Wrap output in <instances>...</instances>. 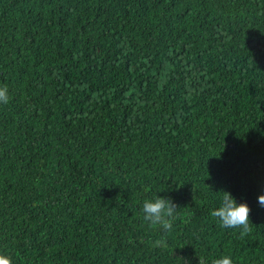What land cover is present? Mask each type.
I'll return each instance as SVG.
<instances>
[{
    "label": "trees",
    "instance_id": "16d2710c",
    "mask_svg": "<svg viewBox=\"0 0 264 264\" xmlns=\"http://www.w3.org/2000/svg\"><path fill=\"white\" fill-rule=\"evenodd\" d=\"M3 85L13 264H264V0H0ZM222 191L248 235L210 215Z\"/></svg>",
    "mask_w": 264,
    "mask_h": 264
},
{
    "label": "clouds",
    "instance_id": "9594fccd",
    "mask_svg": "<svg viewBox=\"0 0 264 264\" xmlns=\"http://www.w3.org/2000/svg\"><path fill=\"white\" fill-rule=\"evenodd\" d=\"M9 102V89L6 85L0 86V104ZM220 206L213 210L210 215L219 220L220 226L225 229H238L241 236H246L251 231L250 211L246 203L237 204L235 198L229 192L222 191ZM258 203L264 207V195L258 197ZM177 206L167 198L155 197L145 199L142 206L143 219L150 227H159L165 232L171 231L174 221L177 219ZM153 246H167L166 241L157 240L152 242ZM0 264H13L12 257L0 252ZM201 264L207 261L201 258ZM211 264H233L230 255H223L214 259Z\"/></svg>",
    "mask_w": 264,
    "mask_h": 264
}]
</instances>
